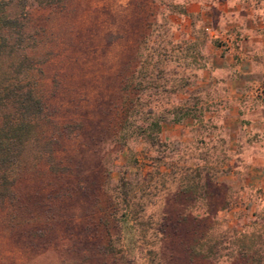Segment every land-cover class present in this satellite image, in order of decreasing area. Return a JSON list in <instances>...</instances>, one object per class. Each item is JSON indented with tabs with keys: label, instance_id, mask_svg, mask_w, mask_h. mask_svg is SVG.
Returning a JSON list of instances; mask_svg holds the SVG:
<instances>
[{
	"label": "rangeland",
	"instance_id": "rangeland-1",
	"mask_svg": "<svg viewBox=\"0 0 264 264\" xmlns=\"http://www.w3.org/2000/svg\"><path fill=\"white\" fill-rule=\"evenodd\" d=\"M28 12L35 38L28 54L40 63L47 113L62 137L54 169L34 165L18 179L14 204L0 208V264H194L185 227L116 237L111 199L124 172L170 184L143 200L146 216L224 206L211 222L213 239L227 248L243 230L264 241V0L35 1ZM141 62L147 73L156 62L175 88L146 91L142 102L193 109L178 124L168 115L156 146L120 136L124 86L163 82L142 78ZM25 154L34 159L33 150ZM196 166L205 201L173 205L180 177ZM114 245L133 247L132 262L112 255Z\"/></svg>",
	"mask_w": 264,
	"mask_h": 264
},
{
	"label": "trees",
	"instance_id": "trees-1",
	"mask_svg": "<svg viewBox=\"0 0 264 264\" xmlns=\"http://www.w3.org/2000/svg\"><path fill=\"white\" fill-rule=\"evenodd\" d=\"M35 1L41 5H51L62 0H0V208L14 204L18 179L31 171L34 165L43 162L49 164L50 169H54L55 148L62 137V131L54 125L47 113L46 98L38 78L42 73L40 63L28 54V49L35 42L31 34L28 9ZM185 13L186 10L180 12ZM157 55L158 59L166 57L165 54ZM143 66L145 63L141 62L138 71L139 75H143L142 78H148L152 82L153 77L160 78L163 82L150 83L148 87L141 86V83L124 86L120 136L123 143L131 138H141L151 146H156L162 124L168 115L172 114L171 121L178 124L184 119L193 118V109L182 105L171 110H161L155 102H142L140 95L146 91L162 95L175 90L168 86L165 71L157 67L156 62L153 64L154 72L151 73H147ZM28 150L35 153L32 161L26 157ZM131 166L136 173L142 171L139 161L135 159ZM187 170L180 177L178 192L170 198L177 207H194L205 201L200 193L207 189V185L201 183L202 169L197 166L192 168L193 174H190V169ZM148 174L142 180L133 181L124 172L118 180L116 195L111 199L113 222L119 228L117 238H120L119 233L122 232L133 237L135 234L142 236L143 230L140 228H153L155 237L158 234L163 237L178 235L180 228L185 227L190 236L186 252L194 264H219L227 258L233 264H264V241H261L262 236L259 233L233 231V243H228L227 248L225 244L222 246L218 242L219 239H213L209 235L211 222L224 206L204 214L170 211L160 220L154 216H146L149 202L143 200L149 196L155 197L152 192L164 193L170 185L149 181L151 176ZM155 174H159L157 168ZM110 175L108 172L106 177L109 178ZM134 251L131 246H111L112 255L119 259L128 257L131 262Z\"/></svg>",
	"mask_w": 264,
	"mask_h": 264
},
{
	"label": "crops",
	"instance_id": "crops-1",
	"mask_svg": "<svg viewBox=\"0 0 264 264\" xmlns=\"http://www.w3.org/2000/svg\"><path fill=\"white\" fill-rule=\"evenodd\" d=\"M237 70L240 71V68L238 67Z\"/></svg>",
	"mask_w": 264,
	"mask_h": 264
}]
</instances>
